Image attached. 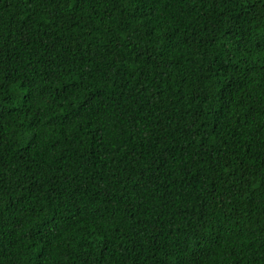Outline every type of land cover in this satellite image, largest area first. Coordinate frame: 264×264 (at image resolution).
Segmentation results:
<instances>
[{"label": "trees", "instance_id": "16d2710c", "mask_svg": "<svg viewBox=\"0 0 264 264\" xmlns=\"http://www.w3.org/2000/svg\"><path fill=\"white\" fill-rule=\"evenodd\" d=\"M0 264H264V0H0Z\"/></svg>", "mask_w": 264, "mask_h": 264}]
</instances>
